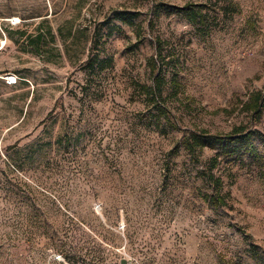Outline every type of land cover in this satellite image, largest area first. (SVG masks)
Wrapping results in <instances>:
<instances>
[{
    "label": "rangeland",
    "instance_id": "obj_1",
    "mask_svg": "<svg viewBox=\"0 0 264 264\" xmlns=\"http://www.w3.org/2000/svg\"><path fill=\"white\" fill-rule=\"evenodd\" d=\"M0 24V264H264V160L184 147L245 123L264 155L239 103L264 90V0H0Z\"/></svg>",
    "mask_w": 264,
    "mask_h": 264
},
{
    "label": "trees",
    "instance_id": "obj_2",
    "mask_svg": "<svg viewBox=\"0 0 264 264\" xmlns=\"http://www.w3.org/2000/svg\"><path fill=\"white\" fill-rule=\"evenodd\" d=\"M179 11L187 10V7L178 8ZM189 19L194 24H198L197 18L194 16V11H189ZM136 14L131 13H116L115 18L121 22L130 25L132 27H137L138 35L142 32V28L134 21ZM10 24L11 21H9ZM1 32L6 35L0 24ZM118 27L114 26L109 31V36H112L113 32L117 31ZM97 33V37H98ZM100 40L96 41L98 44ZM140 42V41H139ZM164 41L161 38H157L155 41L156 53L148 61V67L155 75V83L152 87L149 85H144L143 88L147 92L148 96L152 95V98L156 101H162L164 99V94L166 92V87L168 83L173 84V86L178 87V80L176 76H173L169 81L165 73L164 66L169 64L167 61V55L164 53ZM109 63L112 66V59L110 58H100L98 53L91 55L87 66L91 70L97 68L103 69L105 64ZM239 103L242 104L241 111L246 112L251 120L259 122L264 114V90H256L249 94L247 100L242 101L239 99ZM162 110L165 108H161ZM226 111V109H222ZM173 109L170 110L172 112ZM220 110L216 111L219 112ZM256 130L249 128L248 124L241 123L239 126L234 127V129L228 134H210L209 131H203V134H197L195 132L189 133V135L184 140V147L187 152L192 155L195 160H198V154L204 149H216L220 148L223 153L229 155L239 154L244 150V153L248 154L249 157L256 162L264 160V155L260 152L255 144L254 136ZM261 140L264 144V135H262ZM218 165V157H215L211 161V166L208 172L205 173L206 180L211 182L214 187L213 194H207L204 196L205 200L215 207H224L228 205V199L231 197L230 192L223 193L224 181L220 177H216L213 173L214 169ZM249 236V235H248Z\"/></svg>",
    "mask_w": 264,
    "mask_h": 264
},
{
    "label": "built area",
    "instance_id": "obj_3",
    "mask_svg": "<svg viewBox=\"0 0 264 264\" xmlns=\"http://www.w3.org/2000/svg\"><path fill=\"white\" fill-rule=\"evenodd\" d=\"M11 23H12V25H16V24H18V22L15 20V18H12V19H11Z\"/></svg>",
    "mask_w": 264,
    "mask_h": 264
},
{
    "label": "water",
    "instance_id": "obj_4",
    "mask_svg": "<svg viewBox=\"0 0 264 264\" xmlns=\"http://www.w3.org/2000/svg\"><path fill=\"white\" fill-rule=\"evenodd\" d=\"M122 264H127V261H126V260H123V261H122Z\"/></svg>",
    "mask_w": 264,
    "mask_h": 264
}]
</instances>
